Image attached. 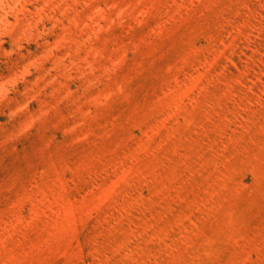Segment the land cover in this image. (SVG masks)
Wrapping results in <instances>:
<instances>
[{
    "label": "rangeland",
    "instance_id": "1",
    "mask_svg": "<svg viewBox=\"0 0 264 264\" xmlns=\"http://www.w3.org/2000/svg\"><path fill=\"white\" fill-rule=\"evenodd\" d=\"M0 264H264V0H0Z\"/></svg>",
    "mask_w": 264,
    "mask_h": 264
}]
</instances>
